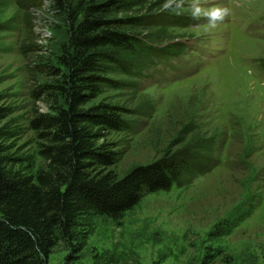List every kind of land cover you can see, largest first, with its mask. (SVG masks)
Returning <instances> with one entry per match:
<instances>
[{
    "label": "rangeland",
    "instance_id": "1",
    "mask_svg": "<svg viewBox=\"0 0 264 264\" xmlns=\"http://www.w3.org/2000/svg\"><path fill=\"white\" fill-rule=\"evenodd\" d=\"M7 1L0 6V23L6 25L0 30V93L14 109L13 149L36 167L44 162L29 120L36 110L49 111L51 101L47 95L38 98L34 90L53 80L38 63L57 65L66 26L51 0L29 10L17 0ZM201 3L227 7L229 15L212 30L203 19L170 25L167 37L139 27L145 44L141 52L163 56H156L147 74L111 75L131 85L106 88L100 98L134 111L142 104L152 106L149 114L127 116L134 119V130L109 136L119 153L110 169L118 175L181 147L183 140L172 141L190 137L189 124L196 127L193 131L216 136L218 164L189 183L147 194L122 222L96 217L83 248L74 252L60 242L49 264H67L68 255L74 264H264V73L259 66L264 59V0ZM149 5L132 13L146 15ZM248 179H255L257 190L253 213L230 232L211 238L213 224L241 200Z\"/></svg>",
    "mask_w": 264,
    "mask_h": 264
},
{
    "label": "trees",
    "instance_id": "2",
    "mask_svg": "<svg viewBox=\"0 0 264 264\" xmlns=\"http://www.w3.org/2000/svg\"><path fill=\"white\" fill-rule=\"evenodd\" d=\"M51 1L65 22L66 41L54 59L57 65L38 63L53 80L39 84L34 95H47L50 110H36L29 120L44 163L35 167L13 149L17 132L14 109L0 93V264H49L60 242L80 251L96 217L122 222L147 194L189 183L219 162L216 136L198 128L193 131L196 127L189 124L185 129L193 134L172 141L183 140L181 147L168 148L160 157L136 164L123 175L110 169L119 153L109 136L134 130V119L127 116L149 114L152 106L142 104L134 111L100 96L106 88L131 85L111 75L136 78L147 74L156 56H163L158 51L141 52L145 44L139 27L150 29V35L167 37L170 25H192L190 14L152 12L161 9L164 0ZM7 2L0 0V6ZM17 2L26 10L43 5L42 0ZM147 3L150 13H132ZM4 26L0 23V30ZM259 66L264 73L263 58ZM251 154L252 148L246 156ZM253 181H246L241 200L213 224L211 238L230 232L253 213L258 204ZM70 256L67 264H74L68 262Z\"/></svg>",
    "mask_w": 264,
    "mask_h": 264
},
{
    "label": "clouds",
    "instance_id": "3",
    "mask_svg": "<svg viewBox=\"0 0 264 264\" xmlns=\"http://www.w3.org/2000/svg\"><path fill=\"white\" fill-rule=\"evenodd\" d=\"M190 11L194 20L207 21L206 28L208 30L215 29L219 23L229 15V8L219 5L205 7L201 0H164L161 10L171 12L175 15H182L185 10Z\"/></svg>",
    "mask_w": 264,
    "mask_h": 264
}]
</instances>
